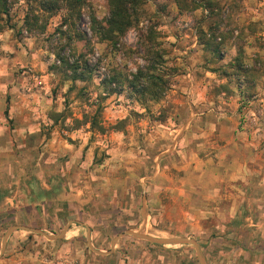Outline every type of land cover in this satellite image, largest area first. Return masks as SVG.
<instances>
[{"label": "rangeland", "instance_id": "1", "mask_svg": "<svg viewBox=\"0 0 264 264\" xmlns=\"http://www.w3.org/2000/svg\"><path fill=\"white\" fill-rule=\"evenodd\" d=\"M9 2L7 26L0 30V184L14 203L0 206V253L13 226L58 235L76 220L91 229L99 251H109L119 233L133 230L193 239L206 264H264V203L258 201L264 168L257 169L264 167V0H142L134 27L117 46L92 31L93 16L102 24L109 18L107 0H88L79 14L65 4L48 14L39 0ZM210 40L219 56L202 44ZM148 43L164 57L168 93L145 106L127 90L103 100L102 83L112 71L134 74L147 65ZM238 57L242 72L234 66ZM86 59L92 70L86 82L72 83L49 69ZM254 71L256 85L248 88ZM46 102L57 103L62 114L35 107ZM24 105L34 107L21 114ZM99 106L104 133L86 122ZM51 117L61 119L54 126L63 131L55 147L65 146L50 156ZM234 121L244 135L238 159L247 158L255 170L237 183L232 200L216 194L221 152L217 157L214 136L201 135H219ZM24 122L36 125V132H19ZM51 160L56 164L47 166ZM62 164L68 173L60 188L52 168ZM33 170L47 184L54 179L53 191L32 184ZM70 228L53 242L14 233L0 264H200L191 245L163 247L132 237L99 256L88 248L85 227Z\"/></svg>", "mask_w": 264, "mask_h": 264}, {"label": "trees", "instance_id": "2", "mask_svg": "<svg viewBox=\"0 0 264 264\" xmlns=\"http://www.w3.org/2000/svg\"><path fill=\"white\" fill-rule=\"evenodd\" d=\"M88 0H39V5L42 11L48 14H55L63 8L69 12L80 13L81 8ZM109 8V18L102 24L92 17V31L95 36L102 42H107L113 46H117L119 41L134 27L136 16L139 15L142 7V0H107ZM211 1L208 2L210 6ZM10 15L9 0H0V30L7 26V18ZM38 21L34 22V26H38ZM67 23V21H66ZM27 25L30 27L29 21ZM45 29V28H44ZM43 29V30H44ZM80 41H85V38L79 37ZM151 44V43H150ZM209 49L211 48L215 54L220 55L221 49L219 46H213V41L202 42ZM147 57L145 62L147 65L144 68H139L136 73L128 74L123 70L112 71L111 77L103 81V89L105 96L103 100H107L112 95H120L127 90L141 106H145L148 102L157 103L164 98L170 90L169 80L165 73L162 64L163 55L159 51H155L154 47L146 44ZM241 58H236L234 66L242 72ZM52 71L58 70L66 74V80L72 83L86 82L91 78V68L86 59L83 63H75L73 65L66 61H62L60 67L51 66ZM253 79L247 83L248 88H253L256 85L255 78L257 71H254ZM101 115L100 106L92 115L90 121L91 128L99 127L98 118ZM100 131L105 132L101 127ZM9 194L5 190H0V206L9 198Z\"/></svg>", "mask_w": 264, "mask_h": 264}, {"label": "crops", "instance_id": "3", "mask_svg": "<svg viewBox=\"0 0 264 264\" xmlns=\"http://www.w3.org/2000/svg\"><path fill=\"white\" fill-rule=\"evenodd\" d=\"M6 106L9 107V110H11V109H13V107L15 105H14L13 101H8V105H6ZM7 107L4 106L6 112H7ZM33 107L27 106V105L20 107L21 114L23 112L27 113V110H29V109L31 110V109H33ZM35 107L38 109L39 108H46L43 110H47V112H54V114L57 117H58V115L62 114V110H63V108L61 106H58L57 103L54 105V103H52V102H46L45 105H43V106H40V103H38ZM0 110H1V104H0ZM44 116H45V114H44ZM48 120L50 122L48 124V126L51 130L52 127L55 124H58L61 119L60 118L54 119V117H51ZM53 121L55 123H53ZM23 126H24V129H23ZM236 127H237V123H236V121H234L233 125L229 126L228 128H225V126H223L219 135H201V138H208L210 136H214V139L216 141V147L214 144H212V147L216 148L215 149V152L217 153L216 156L218 157V152H219V154L221 152L220 158L222 160L219 164L217 163V165H216V170L220 173V174H218V176H216L215 183H214V184H217L216 185L217 186L216 194L219 197H224L225 199H232V200H234V198H232V197L238 196V195L234 194L235 191L236 192L240 191V188H239V186H237V183L240 181L241 182H247L248 177H249V173L253 172L255 170V169L251 168V165L248 163L247 158H246L245 162H240V158L238 159V152L240 151V148H241V142H244L243 141L244 135H243V133L240 134V133L236 132ZM35 129H37L36 125L33 126V128H30V124H27L26 122H24L22 124V126H20L19 132H24L25 135H31V132H34V133L36 132ZM1 130H2V121H1V116H0V135H1ZM4 130H5V133H7L9 135V133H10V132H8L9 129L4 128ZM62 134H63V131L61 130V132H60V130L58 129L57 126L53 127V129L51 130V133H50V135H52V141L48 144V148L46 150L48 155L51 156V154L53 152H57L58 150H61L60 146H63V145L65 146L64 143H61V145L58 146V149H57V147H55V144H54L55 140L60 138V135H62ZM76 134L74 133L73 135H71V138H74L75 137L74 135H76ZM79 138H81V137H79ZM203 143H204V147H205L206 141H203ZM244 146H248L247 143H245ZM243 149H244V147H243ZM244 150H246V149H244ZM71 151H74V150H71ZM60 152L61 151H58V154H61ZM78 154H79V151L77 152L76 155H78ZM49 158H51V157H49ZM76 158H78V157L76 156ZM224 159H227V160L223 163ZM48 163H51L52 165H49ZM47 164H48L47 166H53L54 164H56V161H52V160L47 161ZM257 167L256 168L260 171H262L264 168L260 164L257 165ZM42 168H43V170H47L46 165H44ZM52 169H56L55 174L59 178L58 180L60 182L58 185L60 188H62L64 185L62 177H63L64 173H68V171H66L64 169L63 164L61 166H54ZM40 171H42V170H40ZM32 175L34 176V178H32V180H31L32 184H33V182H38L37 184L39 186H41L42 188H45V191H46L45 193L53 191V188L55 187L54 179L49 180V183L47 184V182H45V180H43L41 174L36 173V170L32 171ZM260 188H261V190H264V182L260 183ZM5 189H6V186L0 184V190H5ZM249 190H250V187H249L248 191ZM57 192H58V190H57ZM34 198H37V197H34ZM208 199H209V197H208ZM258 201L260 203L261 202L264 203V197L263 198L261 197L260 200H258ZM5 202L7 204L11 203L12 205L14 203L13 199H10V197L7 198L5 200ZM261 216L264 217L263 212H261ZM71 221H76V220H71ZM76 225H79V224H76ZM79 226H81V225H79ZM82 227H84V226H82ZM258 235H261V234H258ZM262 236L264 238V231H263ZM261 243L264 244V240ZM254 244H258L257 241H255Z\"/></svg>", "mask_w": 264, "mask_h": 264}, {"label": "water", "instance_id": "4", "mask_svg": "<svg viewBox=\"0 0 264 264\" xmlns=\"http://www.w3.org/2000/svg\"><path fill=\"white\" fill-rule=\"evenodd\" d=\"M73 224H79L81 226H84L87 230V244H88V248L96 255L99 256H108L111 255L113 253L114 248L116 247V245L118 244V242L124 238V237H132L135 240H139V241H144L153 245H157V246H186V245H191L194 247L197 257H198V261L200 264H206V260L204 258V255L202 253V249L200 244L193 240V239H189V238H185V237H177V238H157V237H153L150 235H147L145 233L142 232H138V231H133V230H127L124 231L122 233H119L111 242V248L109 251H99L97 250L91 240V229L85 225L84 223L80 222V221H69L67 223V225L64 227L63 231L58 234V235H49L39 229L36 228H32V227H26V226H13L11 228H9V230L7 231L3 242H2V248H1V253H0V259L3 257V255L6 252L7 249V244L8 241L10 239V237L18 232V231H25L28 233H34L37 235H40L44 238H46L48 241H58L61 240L63 238H65L67 232L70 230V227Z\"/></svg>", "mask_w": 264, "mask_h": 264}]
</instances>
